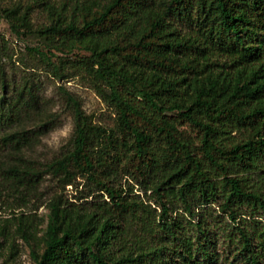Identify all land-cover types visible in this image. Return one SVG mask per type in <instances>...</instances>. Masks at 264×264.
Listing matches in <instances>:
<instances>
[{
  "label": "trees",
  "instance_id": "obj_1",
  "mask_svg": "<svg viewBox=\"0 0 264 264\" xmlns=\"http://www.w3.org/2000/svg\"><path fill=\"white\" fill-rule=\"evenodd\" d=\"M32 7L2 14L45 38L31 49L55 77L86 75L117 112L115 127L97 123L67 91L73 148L41 168L28 150L61 118L38 78L10 75L0 34V175L35 186L50 172L102 197L50 203L36 264H264V0L51 3L39 27ZM136 183L153 203L131 197Z\"/></svg>",
  "mask_w": 264,
  "mask_h": 264
},
{
  "label": "rangeland",
  "instance_id": "obj_2",
  "mask_svg": "<svg viewBox=\"0 0 264 264\" xmlns=\"http://www.w3.org/2000/svg\"><path fill=\"white\" fill-rule=\"evenodd\" d=\"M45 1L47 4L44 3ZM83 1L93 0H0V34L4 36L10 54V58L5 61L8 72L16 81L26 73H32L38 78L41 82L40 92L48 99L47 108L57 112L61 118L57 126L43 133L38 143L28 150V155L37 160L41 168H46L47 163L60 158L73 148L75 118L67 100V91L81 101L83 109L97 123L115 127L117 112L96 90L91 79L86 75L70 68L68 70L70 77L65 79L55 77L49 65L31 49L33 47L46 49L45 38L36 32L15 33L9 20L2 14V7L14 4L23 7L33 5L31 20L34 27H39L50 23L47 9L49 4L60 7L63 5L71 11L75 5ZM75 53L87 54L86 51L78 49ZM79 180L83 179L79 178ZM85 182L83 180L77 185L68 184L64 187L59 177L47 172L35 186H29L17 185L0 175V264H36L33 245L39 251L43 250L44 232L48 224L50 203L53 200H70L87 208L96 207L97 201L102 198L100 191L94 190L91 193L92 186L85 185ZM113 183L120 186L126 183V178L117 176ZM152 195V189L146 191L141 184H134L132 198H141L147 203H153L149 199ZM15 215H23V220L30 224L31 233L36 236L32 241L33 244L19 233V223ZM132 223L134 226L130 229L131 239L133 234L135 236V232L139 231L137 222L132 221Z\"/></svg>",
  "mask_w": 264,
  "mask_h": 264
}]
</instances>
